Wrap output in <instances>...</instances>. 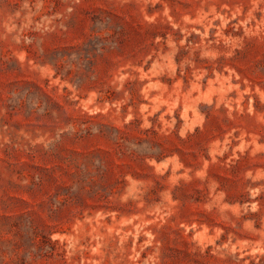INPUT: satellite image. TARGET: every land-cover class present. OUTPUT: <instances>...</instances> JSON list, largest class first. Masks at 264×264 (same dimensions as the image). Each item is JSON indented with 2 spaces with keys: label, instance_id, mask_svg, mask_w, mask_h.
Listing matches in <instances>:
<instances>
[{
  "label": "rangeland",
  "instance_id": "374dc122",
  "mask_svg": "<svg viewBox=\"0 0 264 264\" xmlns=\"http://www.w3.org/2000/svg\"><path fill=\"white\" fill-rule=\"evenodd\" d=\"M0 264H264V0H0Z\"/></svg>",
  "mask_w": 264,
  "mask_h": 264
}]
</instances>
